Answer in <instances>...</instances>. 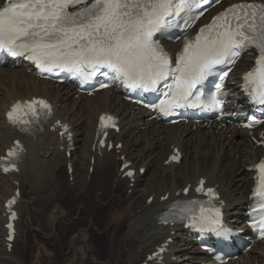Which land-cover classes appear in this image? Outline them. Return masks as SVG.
<instances>
[{"label": "bare ground", "instance_id": "6f19581e", "mask_svg": "<svg viewBox=\"0 0 264 264\" xmlns=\"http://www.w3.org/2000/svg\"><path fill=\"white\" fill-rule=\"evenodd\" d=\"M239 1L254 2L230 0L229 3ZM204 23H207V20ZM168 47L177 48L178 45L169 44ZM253 63L254 57L243 56L232 77L239 82L243 72L250 69ZM26 72V69L12 65L0 69V157L5 155V150L17 139L22 140L26 150V155L20 163V172L13 178L4 176L0 169V264H22L20 260L22 258L15 257V249L21 242V236L16 237L12 253L6 250L7 232L4 225L8 220L4 204L14 193L15 180L29 184L30 178L33 179L35 175L43 178L44 185V180L47 181L44 189L40 190L46 195L40 205H43V208L48 206L49 201L54 205L56 200L62 199L57 211L61 218H66L63 199L66 194L75 198L78 215L75 219L70 217L67 219V227L70 230L77 229L81 218L100 215L102 210L105 211L104 218L110 220L117 228V232L114 235V244L107 253H102L101 258H95L98 264H102L103 261H107L106 264H142L170 238L174 243L169 245L170 254L166 257L165 264H213L209 262L205 253L195 246L188 229L172 225L165 227L159 223V217L167 206L172 201L182 199L177 193L189 185H195L201 178L207 179V187L217 186L220 190L226 205L225 221L233 228L244 229L243 219L246 216L249 194L254 182L251 168L264 156L263 148L255 146L261 140L258 138L259 132L256 135L257 141L252 143L245 130L218 127L214 124L210 127L197 126L195 129L193 125L185 123L164 125L156 120L150 121L149 114L126 103L120 94L113 90L89 97L80 95L78 99H74V87L53 86L51 82L40 80L33 73ZM236 92L238 90L234 89L232 94ZM32 96L48 98L55 105L54 121L61 120L72 126L76 149L70 158V162L74 164L72 176L68 174L69 159L66 157V150L60 149L65 146V142H60L58 134L51 131L54 121L45 126L44 130L36 131L29 137L20 135L7 125L5 112L12 103L17 99ZM241 99L240 96L231 97L232 103L241 102ZM240 104L243 107L246 105L244 101ZM104 112H111L120 118V133H110V139L115 144L123 143L124 148L120 155L115 151L105 150L100 157L91 148L98 116ZM142 128L144 131H141ZM261 129L264 130V124ZM212 146L219 151L211 157ZM177 147L185 153L182 163L166 166L169 155ZM137 149L138 152L132 155L131 153ZM44 154L49 156L43 159ZM122 155H126V160L133 163L131 169L136 170V182L133 187L128 179L121 178L123 172L120 173V168L124 163L120 161ZM92 157L95 158V164L90 175ZM63 167L68 178L73 177V187L71 184L67 187L66 184L54 179L63 172ZM111 167L117 168V171L110 177L111 184L107 183L105 186L111 174ZM141 168L146 169L144 175L140 174ZM109 184L112 185L110 190ZM40 187L39 185L38 188ZM168 194V200L161 202L160 199ZM153 196V203L148 205L147 201ZM20 206L21 201L17 206L18 210ZM29 232L28 229L26 238ZM69 233L71 235L70 231ZM62 238L56 236L54 240L61 242ZM80 238L81 232L74 237L73 243H77ZM65 252L60 254H70ZM230 264H264V244L254 246L246 259H239Z\"/></svg>", "mask_w": 264, "mask_h": 264}, {"label": "snow or ice", "instance_id": "6c2138e0", "mask_svg": "<svg viewBox=\"0 0 264 264\" xmlns=\"http://www.w3.org/2000/svg\"><path fill=\"white\" fill-rule=\"evenodd\" d=\"M196 4L197 0H5L0 4V51L27 55L42 71L59 69L84 79L108 69L113 79L130 89L155 91L164 82V99L153 107L169 115L174 109L204 103L200 86L209 77L218 76L215 88L219 93L231 68L218 72V66H235L242 54L254 50L255 65L244 74L242 86L253 101L264 104V3L245 2L226 9L194 38L185 39L173 61L153 37L180 27L182 14ZM208 99L220 103L215 96ZM25 103L50 111L43 100ZM21 107L19 102L13 106L8 113L10 122H18L14 114ZM32 111L35 117L36 109ZM110 119L102 116L101 126ZM256 167L258 181L252 195L258 200V226L264 236V161ZM206 194L215 195L212 189ZM191 221L201 232L223 231L218 208L201 207Z\"/></svg>", "mask_w": 264, "mask_h": 264}, {"label": "rangeland", "instance_id": "374dc122", "mask_svg": "<svg viewBox=\"0 0 264 264\" xmlns=\"http://www.w3.org/2000/svg\"><path fill=\"white\" fill-rule=\"evenodd\" d=\"M141 131L144 130L142 129ZM211 148L213 151L211 155L212 157L215 152L219 151V149H216L213 146ZM138 150L139 149L131 154H136ZM113 167L110 168L111 174L108 176L109 180L106 181L104 184L105 186L107 183L111 184L110 177L116 174V169ZM237 169L238 168H234V170ZM35 176L34 178L38 183L34 180L33 176V179L30 178L31 183L29 184L31 186L28 182L25 184L21 182V184L23 183L21 187L23 200L20 206L21 220L19 222V232L20 234L23 233V235H21L20 238L21 242H19V240V243L16 246L15 257L22 258L20 259L22 264H98L95 258H101L102 253H107L108 249L114 244V235L117 232V228L110 223V220H106L104 218L105 211L102 210L100 215H92L81 218L78 221L79 226H77V229H74V231L70 230V228L67 227V219L69 217L75 219L78 215V207L75 198L69 197L65 193L66 196L63 200H65L64 205L66 206L65 212L67 213V217L61 218V215L58 213V209L62 199H59L58 201L56 200L54 205L51 201L47 202L48 206L46 208H43V205L40 206L42 202H44V198H46V195L42 194L40 190L44 189L47 181L44 180V185L43 178L37 175ZM39 178L40 181H38ZM55 180L60 183H65L66 185L68 183H71L72 185V179H68L65 167L61 175L55 176ZM38 184L42 187H40L41 189L38 188ZM110 184L109 190L112 188V185ZM56 214L57 216H55ZM28 229L30 232L27 236L28 238H26ZM69 231L71 232V235ZM73 232L75 234H73ZM79 232H81L82 238H80L77 243H73L74 237L77 236ZM22 236L25 238L23 239ZM56 236H60L61 238L63 237L62 241H55L54 237ZM63 251H66L65 253L69 252L70 254H60ZM106 263L107 261L102 262V264Z\"/></svg>", "mask_w": 264, "mask_h": 264}]
</instances>
